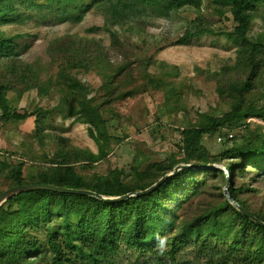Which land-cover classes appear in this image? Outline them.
Returning <instances> with one entry per match:
<instances>
[{
	"label": "trees",
	"instance_id": "1",
	"mask_svg": "<svg viewBox=\"0 0 264 264\" xmlns=\"http://www.w3.org/2000/svg\"><path fill=\"white\" fill-rule=\"evenodd\" d=\"M18 1L34 5L41 0ZM208 1L216 8L229 11L235 23L232 31L238 44L235 64L230 67L227 80L217 77L218 84L226 90L229 108L217 117L210 113L198 114L194 122L178 130L180 158L171 155L147 164L142 170L135 161L125 180L114 173L86 176L77 171L78 164H94L106 157L111 136L102 107L95 96H90V87L79 81L75 73L94 69L103 77L100 88L110 93L120 78L129 77L131 62L125 56L114 65L99 45L93 49L75 45L67 48L58 61L59 84L56 85H64L70 99L76 102L75 106L65 108L67 115L87 125V134L97 145V152L59 145L54 152L44 155L41 163L28 166L22 156L13 162L0 157V175H5L6 187L47 184L115 197L144 190L179 164L202 167L217 164L223 165L229 174L227 190L231 198L264 222V195L260 194L264 189L260 186L264 184V137L256 139L248 135L254 118L264 121L261 97H255L254 101L249 98L255 91L264 49L247 38L256 6L264 0ZM53 2L60 5L57 19L61 22L78 21L89 5L99 4L109 20L121 23L153 8L167 13L186 6L199 8L202 0H47V3ZM68 3L73 6L67 8ZM10 21L5 18L0 2V23ZM205 30L187 29L180 41L199 36ZM14 54L12 40L0 33V121L33 116L36 138L42 141L47 111L17 113L11 108L7 94L15 91L20 95L25 90L36 89L38 94L45 95L51 83L49 80L41 83L32 65L22 63ZM150 80L166 83L168 94L174 95V87L166 80L153 76ZM227 132L236 134L232 133L229 138ZM216 133L232 144L212 155L202 139L204 134ZM6 156L12 158L13 153ZM226 183V172L222 169L185 168L148 194L119 202L45 190L14 195L0 206V264H23L39 258L45 251L50 255L47 264H113L124 250L137 253L145 264H162L166 256L168 264H174L175 254L182 245L193 241L208 252L206 241L210 238L227 240L220 256L223 259L216 264H264V227L228 201L223 194ZM192 198L201 199L197 211L191 214L186 211L181 216L179 211ZM38 230H43L46 250L42 249L41 239L30 236Z\"/></svg>",
	"mask_w": 264,
	"mask_h": 264
},
{
	"label": "rangeland",
	"instance_id": "2",
	"mask_svg": "<svg viewBox=\"0 0 264 264\" xmlns=\"http://www.w3.org/2000/svg\"><path fill=\"white\" fill-rule=\"evenodd\" d=\"M0 2L5 18L11 20L0 23V33L12 40L15 58L32 65L41 83L48 80L51 83L45 95L38 94L36 89L25 90L20 95L8 92L11 108L17 113L47 111L42 141L36 138L33 116L25 120L13 117L0 121V157L9 162L22 156L26 166L41 163L44 155L51 154L59 145L97 152V145L87 134V125L67 115L65 108L75 106L76 102L70 99L64 85H56L59 84L56 78L58 61L70 46L93 49L99 45L97 47L114 65L125 56L131 62L129 77L120 78L110 93L100 88L103 77L94 69L75 73L79 81L90 87V96H95L102 107L111 136L106 157L94 164L76 165L77 171L86 176L114 173L125 180L135 161L140 163L138 169L142 170L147 164L171 155L180 158L178 130L194 122L198 114L210 113L217 117L229 108L225 101L226 90L218 84L217 77L227 80L230 67L235 64L238 49L232 35L235 23L229 11L216 8L208 0H202L199 8L186 6L168 13L158 8L148 9L121 23L109 20L99 4L89 5L78 21L61 22L57 19L60 5L56 2L41 0L34 5L21 4L18 0ZM72 6L68 3L66 7ZM254 15L247 38L264 49V3L256 6ZM190 28L210 31L205 30L181 42L185 30ZM261 58L263 63L255 91L249 98L254 101L255 97H261L260 103H264V50ZM151 76L166 80L174 87V95L168 94L166 83L151 81ZM253 120L255 123L248 135L256 139L264 137V121ZM232 133L235 136L236 132ZM218 136L217 133L204 134L202 139L212 155L232 144L226 138L218 141ZM9 152L13 153L12 158L6 156ZM217 166L227 172L223 165ZM5 180V175L1 174L0 191L7 188ZM260 186L264 188V184ZM261 191L264 195V189ZM200 201L190 199L179 214L194 213ZM43 235V230H38L30 236L41 239L42 249L46 250ZM226 242L208 239L207 252V249H200L199 243L188 241L175 254L174 264L220 263ZM49 256L45 251L39 258L23 264H47ZM164 258L162 264H168V257ZM143 260L137 253L124 250L113 264H145Z\"/></svg>",
	"mask_w": 264,
	"mask_h": 264
},
{
	"label": "water",
	"instance_id": "3",
	"mask_svg": "<svg viewBox=\"0 0 264 264\" xmlns=\"http://www.w3.org/2000/svg\"><path fill=\"white\" fill-rule=\"evenodd\" d=\"M199 169V168H205V169H221L217 165H211V166H196L193 164H179L176 165L173 170L165 175H163L161 178H159L156 182L151 184L149 187L145 188L141 191H135V192H129L120 196L110 197L105 196L99 193H96L91 190H85V189H76V188H67V187H58L53 185H47V184H33V183H27V184H20L8 187L0 192V206L7 201L9 198H11L14 195L23 193V192H29V191H38V190H45V191H52V192H60V193H70V194H80V195H89L93 196L99 200L105 201V202H119L128 199L129 197L133 196H142L145 194H148L149 192L155 190L158 188L167 178L174 176L177 174V172L181 169ZM227 177V183L223 188V194L228 199V201L242 214L259 224L260 226L264 227V222L259 220L257 217H255L253 214H251L248 210H246L244 207L239 205L235 200L231 198V196L228 193V184H229V174L226 172Z\"/></svg>",
	"mask_w": 264,
	"mask_h": 264
},
{
	"label": "built area",
	"instance_id": "4",
	"mask_svg": "<svg viewBox=\"0 0 264 264\" xmlns=\"http://www.w3.org/2000/svg\"><path fill=\"white\" fill-rule=\"evenodd\" d=\"M228 137H229V138L232 137V133H231V132H228ZM217 140H218V141H221V140H222V137H221V136H218V137H217Z\"/></svg>",
	"mask_w": 264,
	"mask_h": 264
}]
</instances>
